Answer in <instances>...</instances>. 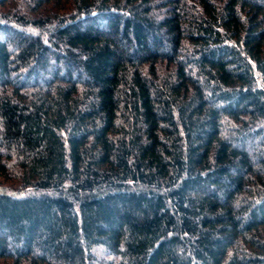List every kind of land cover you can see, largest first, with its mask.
<instances>
[{"label":"trees","instance_id":"obj_1","mask_svg":"<svg viewBox=\"0 0 264 264\" xmlns=\"http://www.w3.org/2000/svg\"><path fill=\"white\" fill-rule=\"evenodd\" d=\"M0 264H264V0H0Z\"/></svg>","mask_w":264,"mask_h":264}]
</instances>
